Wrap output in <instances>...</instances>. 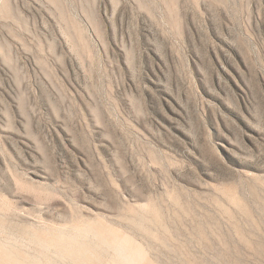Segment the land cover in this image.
<instances>
[{"label": "rangeland", "instance_id": "rangeland-1", "mask_svg": "<svg viewBox=\"0 0 264 264\" xmlns=\"http://www.w3.org/2000/svg\"><path fill=\"white\" fill-rule=\"evenodd\" d=\"M3 252L264 264V0H0Z\"/></svg>", "mask_w": 264, "mask_h": 264}, {"label": "bare ground", "instance_id": "bare-ground-1", "mask_svg": "<svg viewBox=\"0 0 264 264\" xmlns=\"http://www.w3.org/2000/svg\"><path fill=\"white\" fill-rule=\"evenodd\" d=\"M93 224V223H92ZM91 225V224H90ZM92 229V225L91 226H89V225H87V226H83V227H81V229H80V227L79 228H76V229H78L80 232H86L87 230H89V229ZM93 228H95V227H93ZM96 229V228H95ZM110 230V229H109ZM97 232V231H96ZM109 231L107 230V229H105L104 227H102V229H101V233H100V235L102 234V236L103 235H105L104 237H111L112 238V236L111 235H109L110 234V232L108 233ZM27 234H30L31 236H34V235H36L37 234V232H30L29 231V233H27ZM112 234V233H111ZM40 236V238H42V239H47V237H45V235L44 236H42V235H39ZM79 240V239H78ZM82 240V239H81ZM87 242V241H86ZM84 243V242H83ZM14 245V244H13ZM89 245V244H88ZM72 250V249H71ZM20 257V256H19ZM19 257H17V255L15 256V257H13V255H11V254H7V253H4L3 252V259H5L6 260V262L8 263V262H13V263H16V264H23V263H20V259H19ZM2 258H0L1 259V261H3L2 260ZM123 258V257H122ZM125 259H127V256L126 257H124ZM123 258V259H124ZM4 262V261H3Z\"/></svg>", "mask_w": 264, "mask_h": 264}]
</instances>
